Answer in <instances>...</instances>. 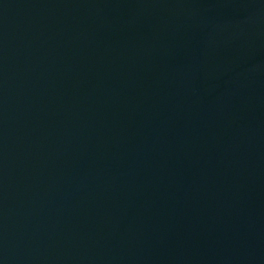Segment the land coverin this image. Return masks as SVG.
Wrapping results in <instances>:
<instances>
[{
    "label": "water",
    "instance_id": "water-1",
    "mask_svg": "<svg viewBox=\"0 0 264 264\" xmlns=\"http://www.w3.org/2000/svg\"><path fill=\"white\" fill-rule=\"evenodd\" d=\"M0 264H264V0H0Z\"/></svg>",
    "mask_w": 264,
    "mask_h": 264
}]
</instances>
